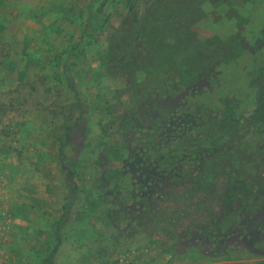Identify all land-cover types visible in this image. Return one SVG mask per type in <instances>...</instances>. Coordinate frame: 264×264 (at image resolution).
<instances>
[{
    "label": "rangeland",
    "instance_id": "1",
    "mask_svg": "<svg viewBox=\"0 0 264 264\" xmlns=\"http://www.w3.org/2000/svg\"><path fill=\"white\" fill-rule=\"evenodd\" d=\"M259 94L264 0H0V264H264L263 216L221 245L219 189L168 176L264 155Z\"/></svg>",
    "mask_w": 264,
    "mask_h": 264
},
{
    "label": "trees",
    "instance_id": "2",
    "mask_svg": "<svg viewBox=\"0 0 264 264\" xmlns=\"http://www.w3.org/2000/svg\"><path fill=\"white\" fill-rule=\"evenodd\" d=\"M176 61L180 65L179 62L182 60L177 59ZM258 103V107L260 108L255 112L257 119L253 122L254 124L264 120V96L261 94L258 96ZM239 131L233 132L235 137ZM220 140L222 139L213 140L214 143L211 141L213 143L211 150H207L203 143L195 140L197 143L196 149L189 153L187 158H195L198 164L204 162L202 173L206 174L205 182H208L207 192L210 190L214 192L219 189L218 202L222 207L228 209L224 210L223 213L227 212L229 217L234 219V222L228 227L229 231L226 230V233L232 235L230 236V241H236L238 230L235 233L232 225L238 224L244 226L243 220L246 218L258 215L264 217V202L262 203V207L258 203L259 196L262 195L264 198V155H261L263 148H257L255 151H247L245 145L242 148H227L226 145L222 146ZM185 174V179L194 182L196 176H190L188 172ZM210 178H213L210 181L218 180L220 185L215 187L217 184H214V182L210 183L208 181ZM67 207L64 206V210ZM261 235L264 237V225L261 227ZM202 241L210 243L211 239L208 236L206 240ZM54 250L51 252V256L54 255ZM44 263L49 264L48 259Z\"/></svg>",
    "mask_w": 264,
    "mask_h": 264
},
{
    "label": "flooded vegetation",
    "instance_id": "3",
    "mask_svg": "<svg viewBox=\"0 0 264 264\" xmlns=\"http://www.w3.org/2000/svg\"><path fill=\"white\" fill-rule=\"evenodd\" d=\"M192 148V147H191ZM193 151H195V150H184V152H182L181 153V156H179V161L177 162V165H176V171H175V173L174 172H172V173H169L168 174V176H170V177H174V179H176L177 178V180H174L175 182H177V183H182V184H191L192 185V181H190V180H187V179H185V177H186V172H188L189 173V175L190 176H196V178H195V180H194V184L193 185H195L196 184V181L197 180H199V176H204V177H206V174H203L202 173V171H203V168H204V162H202L201 164H198V163H196V161H195V158H187L188 157V154L189 153H191V152H193ZM190 156V155H189ZM197 157V156H196ZM190 161V162H189ZM189 162V163H188ZM192 163V164H191ZM194 164V168L195 169H193L192 168V172L191 171H188V167H192V165ZM187 169V170H186ZM137 171H134V173H136ZM192 173H194V175H192ZM160 175H166V172L165 171H162L161 173H160ZM162 178H164V177H162ZM203 182H205V181H203ZM206 183V182H205ZM208 188V187H207ZM207 188H205L204 189V191H206L207 190ZM207 192V191H206ZM208 194H211V190L210 191H208L207 192ZM221 194V193H220ZM218 198V197H217ZM206 202H207V200H206ZM206 202L204 203V205L206 204ZM215 203H217L218 204V207H219V209H221V211H220V215L218 216V218L217 219H215L214 218V216H213V219H215V221H214V223H216V221H220V220H224L225 219V221H227V226H219V231H225L226 232V230H228L229 228V226H231V224L234 222V219H232L231 217H229V215L227 214V212L226 213H223L224 212V210H228L227 208H224V207H222L221 206V204L218 202V199H216L215 200ZM228 216V217H227ZM247 219V218H246ZM244 222L243 223H245V220H243ZM238 222V221H237ZM246 224V223H245ZM216 226V225H215ZM232 227L234 228L233 230L234 231H237V230H239V226H238V224H235V225H232ZM232 227H230V228H232ZM218 229V228H217ZM229 231V230H228ZM212 234V237L214 236V234L213 233H211ZM224 236L228 239V241H224V243H221V245H231V243H230V236H226L225 234H224ZM212 241V240H211ZM201 244H203V241L201 242Z\"/></svg>",
    "mask_w": 264,
    "mask_h": 264
},
{
    "label": "crops",
    "instance_id": "4",
    "mask_svg": "<svg viewBox=\"0 0 264 264\" xmlns=\"http://www.w3.org/2000/svg\"><path fill=\"white\" fill-rule=\"evenodd\" d=\"M1 1L3 3V0H1ZM12 221H13V223H11V224L14 227L13 232L11 231L12 233L11 232L5 233L4 230H2V232H0V241L2 239H3V241H7V240L9 241L8 244H5L6 246H3V247H5L6 251L9 252L8 254H11L12 255V254H14L15 252H18V251H22V252L25 253L27 251L26 250L27 248H25V245L24 244H21V239H20L23 236L22 238H23V241L25 242V236H26L25 230H24V232L22 234H20L18 232V235H19V236H17L18 238L17 239L15 238L16 235H17L16 234L17 233V231H16L17 228L20 227V226H22V228L24 229L26 227L25 226L26 225L25 224V221H23V224L22 225L21 224H18V225L16 224V222L21 223V219H19V218L18 219L15 218ZM6 229H9V226H7ZM16 242H18V243H16ZM14 261L16 262L15 259H14ZM17 264H21V262H19V260H18Z\"/></svg>",
    "mask_w": 264,
    "mask_h": 264
}]
</instances>
